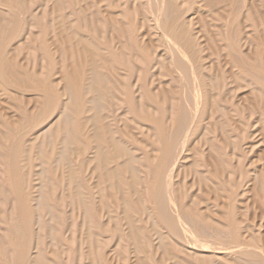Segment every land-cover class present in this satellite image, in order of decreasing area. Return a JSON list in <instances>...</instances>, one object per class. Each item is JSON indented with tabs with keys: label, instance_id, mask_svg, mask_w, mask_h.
I'll return each mask as SVG.
<instances>
[{
	"label": "bare ground",
	"instance_id": "obj_1",
	"mask_svg": "<svg viewBox=\"0 0 264 264\" xmlns=\"http://www.w3.org/2000/svg\"><path fill=\"white\" fill-rule=\"evenodd\" d=\"M21 1L23 2V0ZM65 1H43L45 2L43 5L50 7L47 12L50 15V26L47 32L51 31L52 36L51 39H45L44 53H42L45 58L42 55L43 59L40 58L42 61L45 60L50 68L58 65L62 75L58 84L59 77L56 78V84L51 80L47 81L45 76L41 78L34 72L31 74L22 70L17 61L12 57L9 58L8 52L11 50L9 46L15 42L17 29L11 25L12 22L11 24L7 23L3 17L4 20H2L5 22H0V91L5 92L7 89L13 88L30 91L38 96L40 104L33 113L26 114L24 112L22 121H18L15 129L22 128L23 124L31 122L36 135L48 130L50 140L56 139L62 145L55 165L53 154H48L43 149H39L37 152L40 164L45 166L35 179L40 183L37 189L32 187L30 190L29 188L25 190L26 176L19 170L17 161L15 162L11 170L12 192L19 198L20 206L32 208L36 203L35 208L40 207L45 194L53 190L56 180L65 185L68 200L76 203L77 210L80 212L81 221L78 231L74 230V234L69 239L71 243L77 240L80 242L78 255L82 258H79L80 264H90V262L83 263L82 260H91L92 263L93 250L98 252L103 243V239L100 238L101 232L117 231V234L120 233L118 226L120 220L124 231L126 230L125 233L122 231L125 240L128 244H133L138 253L136 255L134 253L135 258L131 257L133 263L135 261V264H146L142 255L154 251V248L151 244H146L150 250L146 249L145 243L148 240H145L146 237L144 238L143 222L137 221L133 217L135 212L142 215L147 214L146 222H151L150 228H153L151 229L152 243L157 245L155 246L157 252L161 251V258L173 260L172 264H263L264 49L262 41L264 34L259 33V28L262 31L264 18L258 12L259 8L247 5V0H166L164 12L159 9L163 13L162 16L158 15L159 20L161 17L159 21L154 16V9L146 10L143 0H121L122 3L119 2L120 0H97V4L98 2L102 4V11H93L94 9L90 8L93 14L90 13L86 16L91 25L88 27L85 23L82 24L89 32H94L97 26L100 27H97L98 29H102L99 34L103 31L105 36L100 35L103 45L100 48L92 38H86L87 36L84 37L73 30L71 22L74 20L71 21L69 16L64 13V5L66 6L68 2ZM69 1L79 2V0ZM32 2L34 5V1ZM195 4L199 6V9L201 6H205L208 10L217 7L219 9L214 11L215 18L218 21H222L220 17L223 15L226 18L222 22L223 34L219 29L214 30V36L217 39L214 36V38L209 36L200 17H198L200 21L197 18L198 31L193 33L190 23L186 24L182 17L181 7L184 5L191 7ZM88 5L82 6L83 11L89 9ZM0 6L8 9L10 14L13 12L15 16L9 15L15 18L18 12L21 14L24 10H22L20 0H0ZM29 6V9L32 10L31 5ZM42 7L41 5V10ZM160 8H163V4ZM29 9L27 7V10ZM27 10H25L26 13L30 11ZM243 11H245L244 14ZM40 13L42 14V11ZM242 14L247 19L249 28L255 33L256 42L250 38L243 40L242 25L244 20H239ZM9 15L8 17H10ZM38 15L35 14L34 18L36 19ZM25 16L23 14V18ZM42 16L40 19L44 18ZM15 18L13 19L15 20ZM20 19L16 20L20 22ZM93 22H96V25L92 24ZM234 23L236 32L231 35L230 26ZM34 24L36 25V23ZM29 25L33 28L31 23ZM139 26L143 27L145 31L152 32L164 42V46L159 43L157 47H154L156 44L151 45L148 41H141L140 35H138ZM19 27L24 30V26ZM229 28L230 31H228ZM125 34L129 35L127 43H129L130 49L121 39ZM201 37L205 40L202 41ZM210 44L212 52H210ZM7 46L10 49L8 52ZM29 48L32 49L30 45ZM29 48L27 50L31 53ZM126 48L128 52H126ZM172 51L176 56H173ZM222 56L226 57L227 62L225 63L230 68V76L227 77L219 65ZM56 57L59 58L58 62ZM211 57L216 62V64L213 63L215 66L208 64ZM117 70H123L124 74ZM37 73L40 75L38 71ZM190 81L192 82L191 89L189 88ZM59 84H61V93L57 91ZM113 88H117V91L128 99H124V101L129 103V110L132 114L130 124H137L142 135L144 127L147 131H145L147 133L146 140H141V142L146 147L144 158L153 167V171L150 167V171L153 172L151 183L148 190L146 189L149 194L150 206L148 208L139 194V185L143 182L140 181L141 178H144L139 176V172L141 173L143 169L139 171V167H136L141 164L143 157H136L135 151L129 148L130 146L128 147L123 142L124 140L120 139V136L116 135V129L110 128L103 115L105 103ZM242 88L249 90L248 95L244 93H242L244 96L238 95L240 96L238 101H242L241 105L245 107L238 106L233 101L235 94ZM59 93L66 97L67 101H64L63 110L58 112L61 115L60 118L56 115L58 119L53 122L56 118L52 117V113L56 110ZM227 93L232 98H226L225 94ZM189 96H191V100ZM117 98L115 99L117 100ZM8 104L9 101L6 105ZM108 105L110 106V103ZM13 106L15 105L13 104ZM57 110L59 111V109ZM247 113L249 117L246 116ZM124 114L127 117L126 113ZM16 116L18 117V115ZM110 117L112 118V116ZM18 119L21 120L19 117ZM113 119L115 118L113 117ZM206 123L213 125L215 134L219 133V137L215 135V140H210L205 136V133L209 131V126H206ZM134 129L138 130L135 127ZM211 130L213 134V129L211 128ZM123 133L127 139L134 143L137 142L129 135L126 128L123 129ZM133 135L137 137L138 134L133 133ZM190 137H197L198 144L200 146L203 144L206 149L205 151L203 149L200 151V148L197 150L195 145L193 146L196 151L190 149L193 158L185 167V171L192 174L196 182L187 185L182 182V178L181 182L176 180L180 182L179 184H174L171 182L172 175L178 168L180 169L182 151L185 148L186 140ZM3 138L6 140L7 136ZM78 140H83L84 144L82 152L84 156L81 159V164L85 167L87 173L85 177L92 193V210L88 209L86 205L88 200L83 203L86 199L81 197L82 192L79 188L81 184L77 185L79 181H76V169L71 165L67 170L64 168L65 164L71 162L75 155H80L79 148H77ZM34 147L31 146V150ZM183 157L185 159L187 155L186 157L183 155ZM142 165L146 164L142 162ZM59 171L60 174H58ZM148 176L150 175L148 174ZM143 186L141 188L145 187ZM195 186L198 187L196 190L199 189L203 193V196L192 197L191 195L190 197L188 188ZM36 193L39 194L38 199L34 198ZM85 197L87 198V196ZM105 199L113 203L115 208L113 211L117 212L118 210L119 217L113 215L118 221H113V216L110 217L109 213L113 211L109 209ZM251 199L252 201H250ZM248 200L252 206L249 205ZM88 202L91 203L90 200ZM251 208L256 210L255 213L252 212L254 215L252 222L245 219ZM99 218H103L105 221L100 223ZM111 220L115 223L114 229L111 228ZM157 228L163 231L157 233ZM18 231L16 232L19 234L11 241V248L16 254L13 264H28L26 261V250L29 247L27 238L26 235L24 236ZM118 236L122 239L120 234ZM215 242L222 247H216L217 251L211 252L212 248L207 243L214 244ZM128 244L124 246H129ZM36 245L38 244L36 243ZM83 248L87 250L82 252ZM196 249L199 250V253L193 255L190 250ZM233 252H237L236 258L233 257ZM214 254L221 255L216 257ZM97 256L99 258V255ZM41 260L38 255L31 262L42 264ZM156 260L161 264L159 258ZM0 264H6L5 253L2 250H0Z\"/></svg>",
	"mask_w": 264,
	"mask_h": 264
},
{
	"label": "rangeland",
	"instance_id": "obj_2",
	"mask_svg": "<svg viewBox=\"0 0 264 264\" xmlns=\"http://www.w3.org/2000/svg\"><path fill=\"white\" fill-rule=\"evenodd\" d=\"M32 1H34V5H33ZM43 1L44 0H40V1L31 0V2H32L31 3L30 0H29V2H30L29 3L28 0H23V2L20 0V2L22 4V10L23 9L24 10H23V12H21V14H20V12H18V15L16 16V18L14 17L15 15H14L13 12L10 11L11 14L14 15L12 17V16H10L11 14L9 13L8 9L2 8L0 6V11H1L0 12V14H1L0 17H1V20L3 18H5L6 22L9 23V24H11V22H12L11 25H13L17 29L15 42L12 43L9 46L11 50L9 49L8 46L6 47L7 52L10 50L9 51L10 53L8 52V54H10L9 58L12 57V59L17 61L19 66L22 68V70L27 71L28 73H31V74H32V72H34L36 76L41 77V78H44V76H45L47 81L51 80L53 83L56 84V78L59 77V79L57 80V84H58V83H60V79L62 78V75H61V72H60V68L58 67V65L56 67H54V68H50L48 63L45 62V60L44 61L41 60L42 57L45 58V55L42 54V53H44V41H45L46 38L47 39L48 38L51 39L50 37L52 36L51 31L47 32L48 27L50 26V15H48L47 12H49V8L50 7H49V5H43V3L45 4V2H43ZM66 1H68V2L66 3L67 4L66 6L64 5L63 9L65 11L64 10L63 11H64V13L66 15L69 16L71 21L74 20V21L71 22V24L73 26L72 27L73 30L76 31L77 33L81 34L82 36L84 35V37L87 36L86 38H92L93 41H95L96 45H98L101 48L103 45L101 44L102 36L100 38V35L102 34L103 37L105 36L103 34V31H102V33L99 34V32L102 29L101 30L98 29L100 27L97 26L98 28L95 27V29H94V32H96V33H94V32L87 31L85 28H86V26L89 27L91 25L89 23V19H88V17L86 15L87 14L89 15L90 13L93 14L92 13L93 11H97V10H101L102 11V9H103L101 7L102 4L100 2H98V4H97V0H87L85 2H82L80 0H79V2L69 1V0H66ZM90 1H91V3H88ZM157 1H158V3H157ZM160 1L161 0H149V1L148 0H143V3L146 6V10L154 9L155 10L154 16L158 20H159V16L160 15L162 16V14H163V13H161V11L166 8L165 7L166 5L164 6V4H166L165 3L166 0H162L161 1L162 4H163V8L162 9L160 8V6H162V4H160L161 3ZM119 2L122 3L123 1L121 2V0H120ZM27 3H29V4L27 5ZM35 3H36V5H35ZM86 4H89L88 5L89 9L86 10V11H83V9H82L83 7L82 6H85ZM29 5H31V9L32 10L29 9V7H30ZM41 5L44 7V8L42 7V10H41ZM247 5L254 6L257 9L259 8L258 12L261 13V15L264 18V0H255V1L247 0ZM92 6H94V7H92ZM27 7H28V9L31 12L29 10H27ZM121 7L123 8L124 6H121ZM90 8L91 9L93 8L94 10L92 9L93 10L92 11ZM215 9H217V10H215ZM218 9L219 8H217V7H213L210 10H208V8H205V6L204 7L201 6V8L199 9V6L196 5V4L192 5L191 7L184 5V6L181 7V13H182V17L185 20L186 24L189 25V23H190V26L192 28V32L193 33L198 31L197 28L199 27V23L197 21L198 20L200 21V19L198 18V17H200L202 19V21H203V24L205 25V29L208 32L209 36L214 38L215 37L214 36V30L215 29H219L220 33L223 34L224 28L222 26V22L225 21V19H226L225 17H223L224 15L222 17H220V19L222 18L221 19L222 21H218L217 18H215L214 13L216 11H218ZM25 10H27L29 12L26 13ZM41 11H42V14H43L44 18H46V19H44V18L40 19V17L42 16V14L40 13ZM183 11H184V13H183ZM163 12H164V10H163ZM22 13L24 14V16L26 15L24 18H23V14ZM28 13L30 14V16H29ZM38 13H40V14L38 15ZM143 13H144V10H143ZM244 13H245V11H243V14ZM15 14H17V12H15ZM35 14L39 16V17L36 16L37 17L36 19L34 18ZM243 14L241 16V19H239L240 21L242 19L244 20V23L242 25V38H243L244 41L247 38H250L251 40L256 42L257 38L255 37V33L253 32L252 29L249 28V24L247 23V19L243 17L244 16ZM8 15L10 17H8ZM20 15H21V17H20ZM196 15H197V17H196ZM219 16H221V14H219ZM13 18H15V20ZM32 18H34V19H32ZM197 18H198V20H197ZM16 19H20V22L17 21ZM83 19H84V22H83ZM1 20H0V22H5V21H3L4 19L2 21ZM21 20H22V22H21ZM43 20H45V21H43ZM160 20H161V17H160ZM19 23L20 24L22 23L21 25L24 26L23 27L24 30H22V28L19 27V26H21ZM28 23L29 24L31 23L33 28ZM34 23H36V25ZM82 23H85L86 26L84 25V27H83ZM92 24L96 25V22H93ZM34 26H36V27H34ZM230 27H231V31H230V28L228 29V31H230V34L233 35L236 32V24L234 23ZM260 29L261 28H259V33L260 34H264V25L262 26V31ZM19 34H21V35L19 36ZM46 34H47V36H46ZM17 35H18V37H17ZM35 35H36V38H35ZM138 35H140L139 39H141V41H145V42L148 41L149 43H151V45L156 44V45H154V47L155 46L157 47V45L159 43H161V45L164 46V42L159 40L154 34H152V32H150L148 30L145 31L144 28L141 27V26L138 27ZM200 36H202V35H200ZM245 36H246V38H244ZM24 37H26V38H24ZM127 37H129V35L127 34V36H126V34H125L124 38H121V39L125 43V46L130 49V45H129V43H127V42H129V40H127ZM155 38H156V40L154 41ZM201 38H202V41L205 40V39H203V37H201ZM263 38H264V35H263ZM215 39H217V38L215 37ZM27 42H29V43H27ZM26 43H27L28 46L26 45ZM262 44H263V49H264V40L262 41ZM29 45H30V47H32V49L29 48ZM40 47H41V49H39ZM14 48H16V49H14ZM28 48L31 51V53L27 50ZM34 49H36V50H34ZM38 50H40L41 53ZM166 50H167V48H166ZM167 51H168V53H170L169 50H167ZM126 52H128V49H127ZM210 52H212L211 44H210ZM172 54H173V56H176L174 51H172ZM31 55H34V56L31 57ZM41 55H42V57H41ZM224 57L225 56H222V58L219 60V65L223 69V71L226 73L225 76L227 77V76H230V68L227 66V63H225V62H227V59H226V57L224 59ZM212 58L213 57H211V59L208 60V64L210 63L209 65L215 66L213 63L216 64V62ZM58 59L59 58L56 57L57 62H58ZM221 60H223V61H221ZM41 61H42L43 64L41 63ZM38 64H39V68H38ZM223 64L225 65L224 67H223ZM42 65H45V66H42ZM140 66H142V65H140ZM37 71L40 73V75L37 73ZM57 71L60 72V73H58ZM117 71L119 73L124 74L123 70H117ZM46 74H47V76H46ZM189 83H187V84H189ZM191 85H192V82L189 84V88L190 89H191ZM57 89H58L57 91L61 93V90H60L61 89V84L57 85ZM20 90L21 89L13 88V89H9V90L7 89L5 92L0 91V127H1L0 131H2V132H0V174H1L0 175V187H1L0 188V202H1L0 203V250L4 251V253H5L6 264H10V263L13 264L15 262L16 254H15L14 250L11 248V241H12L13 238H15L16 235L19 234V233L16 232V231L19 230L21 234H23L24 236L26 235L25 237L27 238V245L29 247H31V248L28 247L29 250H28V248L26 250L27 251L26 252V254H27L26 256H27V258H29L28 260L26 258V261L28 262V264H33V262H31V261H34L35 258L38 255H40V258L42 259L41 260L42 264H80L79 258L81 256L80 257L78 256L79 253H80V249H79V247H80L79 243L80 242L77 240L74 243L73 242L71 243V241L69 240V239H71V235L74 234V232H75L74 230L78 231V227H79L78 225H79V222L81 221L80 218H79L80 212H79V210H77L78 209V207H77L78 205L76 203H74V202L72 203V202H70L68 200V198L66 196L65 185H63L61 182L56 180L55 184L58 185V186H56L54 184L53 190L49 191V193L45 194V196H44V200L45 201L43 200L42 206H40V207L37 206L36 207L37 209L34 206V205H36V203H34L32 208H27V207L26 208H24V207L22 208V206H20V204H19V198H17V196L12 192L13 179H11L12 178L11 170H12L13 166L15 165L16 161H17V165L19 166V170H21V173L26 176L25 185H24L25 186V190H28V188L30 190L32 187L37 189V187L40 186V183H39V181H37L35 179L37 178V174L39 172H41L42 169L45 167L44 165L40 164V162L38 160V153L37 152L39 151V149H43L46 153L53 154L54 165H55L56 164L55 162H57L56 157H58V155H59V153H60V151L62 149V145L59 143L58 140H56V139L50 140V135H49L50 132L48 130H44L42 133L36 135V133L34 132L35 128L31 126V122H28L27 124H23L22 128H19L17 130L15 129L18 121H22V119L24 117V114H23L24 112L26 114L33 113L34 111H36L37 107L40 105L39 104V98H38V96L35 93H31L30 91H25V90L20 91ZM184 90H186V88H184ZM111 92L114 95L111 93L110 97L106 101L105 107L103 109V115L106 117L107 122L110 125V128L112 130L116 129L115 130V131H117L116 135L120 136V139L124 140L123 142H125L128 145V147L130 146L129 148H131L133 151H135L136 157H138V156L140 158L143 157V159L140 162L141 163L140 165H142V162H143L144 164H146L145 165L146 167L143 166V165L142 166L136 165V167L137 166L139 167V168L137 167L139 169V171H140V169L141 170L143 169L141 171V173L139 172V176L144 177V178H141L142 180L139 178L141 180V181L139 180L140 182L143 181L139 185V194L141 195L143 203H145L146 207L148 208L150 206V204H149V194L147 192V190H148L147 188H149V185L151 183L152 173H153L151 171H153V167L144 158V153L146 152V150H145L146 147H144V145L142 144L143 142H141V140L142 141L146 140V137H147V133H145L146 128L144 127V129H142L143 130L142 131L143 135H142L139 132V126L137 124L136 125L130 124V119L132 118V116H131L132 114H131V112L129 110V106H128L129 103L127 101H124V99H127V98L123 97L120 94V92L117 91V88L116 89L113 88ZM60 93H59V95H57L56 110L54 111V113H52L53 114L52 117L54 116V119L56 118V120H53V122L54 121L56 122L58 117L60 118L61 115L58 114V112L60 113L61 110H63L64 101L65 102L67 101L66 97L60 95ZM242 93H244L245 95H248L249 94V90L246 89V88H242L240 91H238V93L235 94V98H233L234 99L233 101L235 103H237L238 106L241 105V102H242V101L241 102L238 101L239 97L240 96H244V94L242 95ZM238 95H240V96H238ZM113 97H115V98L118 97L120 99L118 100V98H117V100H118L117 101ZM225 97L228 98V99L232 98L229 93L225 94ZM189 98L191 100V96H189ZM7 100L9 101L8 105H6L7 102H8ZM121 100H122V102H121ZM108 102L110 103V106L108 105L109 104ZM118 102H120L122 104L120 105V103H118ZM114 103H116V104L113 105ZM10 104H12V105H10ZM13 104L17 108L15 106H13ZM117 104H119V105H117ZM10 106H12V107H10ZM116 106L118 107V110H116V108H117ZM58 107H60V108H58ZM241 107H245V106L241 105ZM30 108H32V109H30ZM106 108L109 109L108 110V111H110L109 113H108ZM57 109H59V111ZM198 109H199V106H198ZM29 110H31V111H29ZM125 110H127L128 112H126ZM120 111L121 112L123 111V112L121 113ZM187 112H189V111L187 110ZM115 113H117V114L115 115ZM124 113H126V116L128 118L124 116L125 115ZM16 115H18V117L21 120H19ZM56 115L58 117H56ZM110 116H112V118ZM246 116L249 117V114L247 113ZM113 117L115 119H113ZM122 119H124V121H122ZM12 121H13V123H11ZM113 124H115V125H113ZM4 125H5V127H4ZM120 126H122V127H120ZM206 126H209L208 133H205L206 137H208L210 140H215V138H216L215 135H217L219 137V133L218 132L216 134L214 133L215 128L213 127V125L211 126V124L206 123ZM134 127L137 128L138 130L134 129ZM124 128H126V130H128L129 135H131L133 138H135L137 142L134 143L131 140L127 139L126 136H124V133H123V129ZM211 128L213 129V134H212ZM11 129H13V130H11ZM204 131H205V129H204ZM132 132L135 133V135L137 133L138 134V135H136L137 137H135ZM1 133H3L5 136H7L6 140L3 138L5 136L3 134H1ZM43 133H44V135H43ZM16 137H17V139H16ZM137 138L138 139L140 138V139L138 140ZM196 138L197 137H194V138L190 137V139L186 140L185 145H184L185 148L183 149V151H182L183 154L181 155V159L182 160H180V163H179L180 169L178 168L177 169L178 171L176 170L177 172L175 171V173L172 175V180H171L172 183L174 182V184H179L181 182L182 178H183L182 182H185L187 185H192V183L196 182L195 178L193 177V175L188 173L187 171H185V167L190 163V161L193 158L192 152L190 151V149H193V151H196V150H194V146L193 145H195L197 150L199 148H200L199 149L200 151H201V149H203L204 151L206 150L205 146L203 144H202V146H200L198 144V141H197ZM194 139H195V141H194ZM193 142H195V143H193ZM83 145H84L83 144V140H78L77 148H79L78 152H80V155H75L71 159V162H69L68 164H65L64 168L67 170V168L71 165L72 167H74L76 169V171H77L76 181H79V182H77V185L81 184L80 185L81 187H83L86 190L88 189L86 191V190L82 189L79 186L80 191L83 193V194L81 193V197H84L82 199H84V200L86 199L85 202H83V203H86L87 200L88 201L90 200L91 203H89L87 201L86 205H87L88 209L92 210V207H93L92 206V193H91V191L88 188V182H87L88 180L85 177L87 175L85 167L82 166V164H81V159H83V156H84V155H82L83 147H84ZM31 146L32 147L35 146V147L31 150ZM132 147H134L135 150ZM222 148H224V147L222 146ZM137 150H139V152H137ZM185 154L187 155V157H186ZM183 155L186 157L185 159H184ZM87 156H90V155H87ZM16 158H17V160H16ZM12 161H13V163H12ZM36 164H37V166H36ZM20 165H21V167H20ZM150 167H152V170H151ZM145 169L147 171V174H146ZM181 169H182V171H181ZM148 170H149V172H148ZM1 171H3L5 175L3 174V172L1 173ZM178 173H179V175H178ZM58 174H60V171H59ZM148 174L150 176H148ZM182 175H183V177H182ZM176 180H178L180 182H178ZM34 185H36V186H34ZM142 186L145 188V190L147 189L146 192H145L144 188H141ZM196 188H198V187L195 186L193 188H188V192L190 193V197H191V195H192V197H198L200 195L203 196V193L200 192L199 189L196 190ZM6 193H7V195H6ZM85 194H87V195H85ZM38 195L39 194L36 193L34 195L35 196L34 198L38 199ZM85 196H87L88 199ZM61 198L64 201L63 200L61 201ZM9 199H10L11 202L9 201ZM105 201H106V204H107V206L109 207V209L111 211L115 210L114 205H113L112 202H110L108 199H105ZM250 201H252V199ZM250 201H249V203H250L249 205L252 206V203ZM48 208H49V210H48ZM255 211H254V209L251 208L250 211H249L248 216L247 217L245 216V219H247V221L252 222L253 218H254V215L252 214V212L255 213ZM53 214H55L56 216L53 215ZM109 215H110V217H112L113 215H116L117 218H118L119 217V212H118V210H117V212L113 211V212L109 213ZM10 217H12V218H10ZM115 217L114 216L112 217L113 221L117 220V219H115ZM133 217L137 221L143 222L144 232H145L144 233V235H145L144 238L146 237L145 240L146 239L148 240L145 243L146 249L150 250L149 246L146 245V244H151L152 248H154V251H155V253H154V251H152V252H146L145 254L142 255V257L144 256L143 259L145 260L146 264H159L160 262L157 263L158 261L156 260L158 258L160 259L159 261H161V264H169V263L172 264L173 260L170 261V260H166V259L161 258V256H160L161 251H158V252L156 251V247L155 246H157V245L152 243V239H151V237H152L151 229H153V228H150L151 227V225H150L151 222L150 223L146 222L147 214L142 215V214H138V213L135 212V213H133ZM249 218H250V220H249ZM27 220H28V222H27ZM99 220H100L99 221L100 223H103L105 221L103 218L102 219L99 218ZM112 220L110 221L111 222V228L114 229L113 225L115 223ZM12 221H13V223H16V224L11 223ZM106 223L109 224L107 221H106ZM13 226L14 227L16 226L15 229H14ZM74 226H75V229H74ZM118 226H119V232H120L119 234L122 236V239H121V237L118 236L119 234H117V231L116 232H113V231L101 232L100 233V238L103 239L102 240L103 243H102V241L100 242V244L102 243L100 245V247H101L100 250L98 252H96L97 250L96 251L93 250L92 263H91V260H88V261L87 260H82L83 263H89V262H90V264H115L116 262H117L116 264H121V262H122V264H131V263H133L132 258H135L134 257V253H135V255L137 253L135 251V247H134L133 244H130V243L128 244V242L125 240L123 232L125 233L126 230L124 231V227L122 226L121 220L118 222ZM121 228H122V230H120ZM158 229L159 228H157V233H160V232L163 231L162 229H159L160 231ZM51 232H52V234H50ZM101 236H103V237H101ZM2 241H4V242H2ZM119 242H121V243L119 244ZM263 242H264V238H263ZM36 243L38 245H36ZM125 244H128L129 246H127V245L124 246ZM207 244L212 248L211 252H216L218 248L222 247V246H219L216 242L214 244H212V243H207ZM116 245L117 246L119 245V247L122 248V249H118L119 247H117ZM37 246L39 247V250H38ZM7 247H9V248H7ZM36 247H37V249H35ZM216 247H218V248H216ZM11 249H12V251H11ZM5 250H6V252H5ZM86 250L87 249L83 248L82 252H84ZM196 250H190V251H192V253L194 255L195 253H199L198 252L199 250L198 249H196ZM213 250H216V251H213ZM29 251H31V252H29ZM36 252H39V253H36ZM41 254H42V257H41ZM96 254L99 255V258H98V256ZM236 254H237V252H233V257L234 258H236L235 257ZM116 255H117V257H116ZM220 255L221 254H216L215 256L219 257ZM43 258H44V261H43ZM80 259H82V258H80ZM231 259H233V258H231ZM149 260H151V261H149ZM191 260H193V259H191ZM262 261H263V264H264V259L263 258H262ZM133 264H135V261H134Z\"/></svg>",
	"mask_w": 264,
	"mask_h": 264
}]
</instances>
